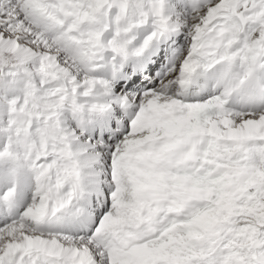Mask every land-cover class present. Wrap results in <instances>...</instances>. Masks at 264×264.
<instances>
[{
    "label": "snow or ice",
    "instance_id": "obj_1",
    "mask_svg": "<svg viewBox=\"0 0 264 264\" xmlns=\"http://www.w3.org/2000/svg\"><path fill=\"white\" fill-rule=\"evenodd\" d=\"M0 264H264V0H0Z\"/></svg>",
    "mask_w": 264,
    "mask_h": 264
}]
</instances>
